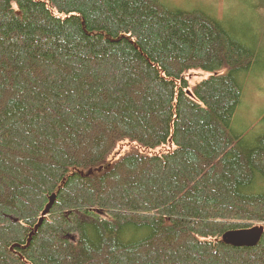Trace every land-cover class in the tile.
Segmentation results:
<instances>
[{"label": "trees", "instance_id": "obj_1", "mask_svg": "<svg viewBox=\"0 0 264 264\" xmlns=\"http://www.w3.org/2000/svg\"><path fill=\"white\" fill-rule=\"evenodd\" d=\"M245 36L165 0H0V264H264V113L231 129ZM125 140L175 148L111 159Z\"/></svg>", "mask_w": 264, "mask_h": 264}, {"label": "rangeland", "instance_id": "obj_2", "mask_svg": "<svg viewBox=\"0 0 264 264\" xmlns=\"http://www.w3.org/2000/svg\"><path fill=\"white\" fill-rule=\"evenodd\" d=\"M165 1L188 9L202 8V10L208 11L217 19L225 21L229 27H233L234 30L243 33V35L245 34L251 41H256L254 45L257 50L258 62L248 78L244 80L247 85L244 88L242 103L233 118L231 129L246 138L258 134L262 129L259 117L264 113V110H261L264 109V3L252 0L256 12H249L248 6L252 10L249 0ZM252 13H256L260 27L259 23L253 19ZM246 40L249 41L247 38ZM212 75L201 70H191L185 74V79L188 81L190 89H192L197 83L208 79ZM174 148L170 140L155 148H143L136 142L125 140L117 144L111 159L115 160L129 150L151 157L166 154Z\"/></svg>", "mask_w": 264, "mask_h": 264}, {"label": "water", "instance_id": "obj_3", "mask_svg": "<svg viewBox=\"0 0 264 264\" xmlns=\"http://www.w3.org/2000/svg\"><path fill=\"white\" fill-rule=\"evenodd\" d=\"M87 175H91V172ZM55 197L54 195L49 198V204L45 207V210L42 213V217L46 216L53 203H54ZM42 219H40L39 224L41 223ZM37 227H35L34 231ZM263 234V229L261 227H254L249 230L244 231H232L226 233L222 237V241L226 244L233 245L236 247H254L260 240L261 236Z\"/></svg>", "mask_w": 264, "mask_h": 264}, {"label": "bare ground", "instance_id": "obj_4", "mask_svg": "<svg viewBox=\"0 0 264 264\" xmlns=\"http://www.w3.org/2000/svg\"><path fill=\"white\" fill-rule=\"evenodd\" d=\"M190 90V89H189ZM188 92V91H187ZM189 94V93H188Z\"/></svg>", "mask_w": 264, "mask_h": 264}]
</instances>
